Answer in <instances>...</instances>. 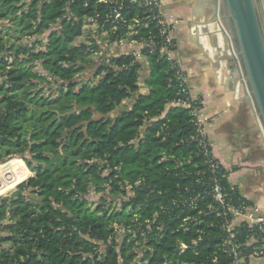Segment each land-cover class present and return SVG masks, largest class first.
<instances>
[{
    "label": "trees",
    "instance_id": "obj_1",
    "mask_svg": "<svg viewBox=\"0 0 264 264\" xmlns=\"http://www.w3.org/2000/svg\"><path fill=\"white\" fill-rule=\"evenodd\" d=\"M141 12L135 3L124 11L129 23ZM109 14L98 0H0V20L14 28L0 32V160L22 157L8 164L23 167V180L28 168L34 172L0 199V232L8 233L0 241L11 245L1 250L0 264H231L193 105H173L184 95L160 51L158 29H114ZM46 32L42 49L43 41L22 42ZM94 32L107 44L154 36L155 45L140 48L150 68L147 93L140 92L142 63L134 53L92 59L99 48ZM87 69L93 78L78 80ZM48 75L54 80L46 96L40 84L52 83ZM9 167L0 166V174L11 177ZM92 188L100 194L95 208L86 197ZM230 192L237 201L239 193ZM197 193L195 206L173 204ZM237 230L244 249L262 242L247 239L245 222Z\"/></svg>",
    "mask_w": 264,
    "mask_h": 264
},
{
    "label": "crops",
    "instance_id": "obj_2",
    "mask_svg": "<svg viewBox=\"0 0 264 264\" xmlns=\"http://www.w3.org/2000/svg\"><path fill=\"white\" fill-rule=\"evenodd\" d=\"M207 1L162 0L164 10L180 19L174 30L176 57L185 68L191 94L202 99L201 115L207 121L213 154L228 171L232 187L250 205L236 219L239 225L250 218H264V131L246 98L226 37L215 22H209L212 10ZM139 49L138 45L123 42L106 48L99 57ZM140 60V92L147 93L149 63L146 57ZM92 76L90 73L88 78ZM249 262L264 264V255L252 257Z\"/></svg>",
    "mask_w": 264,
    "mask_h": 264
},
{
    "label": "built area",
    "instance_id": "obj_3",
    "mask_svg": "<svg viewBox=\"0 0 264 264\" xmlns=\"http://www.w3.org/2000/svg\"><path fill=\"white\" fill-rule=\"evenodd\" d=\"M101 3L106 4L109 7L110 14L106 21H110L113 23L114 29H118L119 27H124L128 25L131 28L142 26L155 25L158 29V34L161 39L160 51L166 55L167 60L170 62L172 69H174L177 79L179 82V86L181 88V92L184 96L175 101L173 105L185 104L188 106L193 105L192 114L195 116V123L197 125V141L199 146L203 149V153L207 162L210 164L212 174L208 179V184L211 186V191L213 194V198L216 203H218L223 211L220 215L223 216L222 228L227 233L226 239L223 243V250L229 254L231 257V264H250L249 259L254 257H260L264 255V218L256 217L250 218L247 223L248 227L252 231L249 236L250 241L258 242L262 241L258 246H254L251 249H244L238 241L239 231L237 227L240 225L236 224V219L244 215L246 210L250 207L249 203L239 195L237 201L234 202L232 194L230 190L234 189L237 191L235 187L231 189H227L224 186L223 180H228V171L224 168L221 161L217 159L212 150V144L208 139L207 131L205 125L207 123L206 119L201 115L202 111V99L195 97L191 94L190 89L187 85V75L185 72V68L180 61L176 57V43L174 39V30L178 25L180 19L172 13H168L163 8L162 0H98ZM139 4L141 7V13L134 16L131 23H129L128 19L125 16V9L128 4ZM94 37L96 38V42L99 45V52L102 53L106 48H109L113 44L119 43H132L138 45L139 48L148 45H155L157 42L155 41L154 36H150L148 40L138 41V40H127L122 39L119 42H114L111 44L103 43L98 39V36L94 32ZM131 52H127L124 54H128ZM134 53L137 57L141 56L140 49L136 50ZM119 56V55H118ZM1 58V55H0ZM0 68V78L1 75ZM229 181V180H228ZM198 184L202 183V180L196 181ZM184 191L187 193H191L193 191L192 188L188 187ZM182 191V192H184ZM185 192V193H186ZM238 192V191H237ZM186 193V194H187ZM200 196L199 193L192 195L189 194L188 197L181 195L180 199H173V204H178V206H195L197 202V198ZM185 197V198H184ZM157 216H154V220ZM163 225L159 224L157 227L160 232L163 231ZM118 229V232H123L118 228V225H115ZM146 228L147 230L151 229L150 220H146ZM131 232V230H129ZM188 248V245L185 243L181 244L182 252ZM139 258H142V253L139 252ZM216 261V259H214Z\"/></svg>",
    "mask_w": 264,
    "mask_h": 264
},
{
    "label": "water",
    "instance_id": "obj_4",
    "mask_svg": "<svg viewBox=\"0 0 264 264\" xmlns=\"http://www.w3.org/2000/svg\"><path fill=\"white\" fill-rule=\"evenodd\" d=\"M246 98L264 131V0H208ZM20 185V184H18Z\"/></svg>",
    "mask_w": 264,
    "mask_h": 264
},
{
    "label": "rangeland",
    "instance_id": "obj_5",
    "mask_svg": "<svg viewBox=\"0 0 264 264\" xmlns=\"http://www.w3.org/2000/svg\"><path fill=\"white\" fill-rule=\"evenodd\" d=\"M22 3V2H21ZM19 3V5L21 4ZM13 24L11 22H9L8 20H0V32L1 31H4V33H10V32H13L14 28L12 26ZM6 34V36H7ZM47 35L48 33H44L42 35H36V36H32L30 38H23L22 39V42L25 43V44H29V45H32L35 43V41L37 40H40V41H43L42 43L43 44H38L37 45V50L39 49H42L44 47V45L46 44V41H47ZM92 42V41H91ZM90 42V43H91ZM8 47L10 46V44H7ZM15 51L14 50H11L10 52L7 53V55L9 56V54L11 55L12 53H14ZM3 52H0V55L2 54ZM6 53V52H4ZM101 53L99 52V48H98V52L95 53L92 57V59L96 62H100L101 60V57H104L101 56ZM21 57H26L25 55H21ZM10 58V61L14 60L13 57H9ZM109 58V57H108ZM30 65L33 64V62L29 63ZM35 69L42 72V73H45L42 69V66L39 62H35ZM83 73H85L86 76H82L84 75ZM79 75L78 77V80H81V81H85V80H88V79H92V77L88 78L90 73H92V71H89L87 70L86 72H83ZM46 74V73H45ZM94 75V74H92ZM48 79H50V81L52 82L51 84L49 83H41L40 84V87H43L44 89V94L47 96L49 93H51V90H52V87H53V78L48 75ZM0 83H2V78H0ZM13 158H19V159H22L24 161V159L20 156H8V157H5L3 160H0V166H7L9 167V164H8V161H10V159H13ZM25 162V161H24ZM26 164V163H25ZM12 166V165H11ZM27 166V164H26ZM9 168H12V176L11 177H4L0 174V199L3 198V197H7V196H10L14 191L17 190L18 188V184L22 183L23 181H26L27 179H29L31 176L34 175V172L31 171L28 166V176L25 180H23V167L22 166H12V167H9ZM105 173H108V170H105ZM89 201H90V205L92 208H95L98 204H99V198H100V194L96 193L95 190L92 188L91 191L87 194L86 196ZM121 198V197H120ZM120 198L117 200V206H120ZM108 205V204H107ZM119 208V207H118ZM115 225H118V228L124 230L125 226H123L122 224L119 225V224H116ZM8 233L6 231H1L0 232V235L1 236H5L7 235ZM139 243V242H138ZM11 247L10 243L9 242H4V241H0V252L1 250L3 249H9ZM137 253V260H141L139 258V248L135 249Z\"/></svg>",
    "mask_w": 264,
    "mask_h": 264
}]
</instances>
